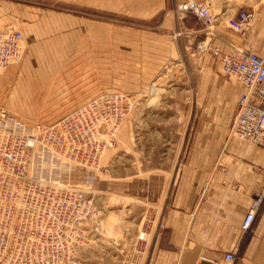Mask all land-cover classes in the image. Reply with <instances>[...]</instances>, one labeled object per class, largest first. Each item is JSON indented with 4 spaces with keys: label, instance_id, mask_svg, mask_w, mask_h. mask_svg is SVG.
I'll return each instance as SVG.
<instances>
[{
    "label": "rangeland",
    "instance_id": "374dc122",
    "mask_svg": "<svg viewBox=\"0 0 264 264\" xmlns=\"http://www.w3.org/2000/svg\"><path fill=\"white\" fill-rule=\"evenodd\" d=\"M186 1L0 0V31L24 36L22 58L0 70V106L52 123L103 92L133 98L99 168L75 172L101 208L79 264H146L160 222L156 179L173 174L187 143L234 137L236 79L204 45L259 51L264 0H194L209 7L210 25L178 10ZM241 9L253 13L243 33L227 25Z\"/></svg>",
    "mask_w": 264,
    "mask_h": 264
},
{
    "label": "built area",
    "instance_id": "2783aa9c",
    "mask_svg": "<svg viewBox=\"0 0 264 264\" xmlns=\"http://www.w3.org/2000/svg\"><path fill=\"white\" fill-rule=\"evenodd\" d=\"M177 8L193 12L205 25L214 21L206 4L188 0ZM252 17L241 9L227 25L243 33ZM204 46L218 58L221 71L242 85L231 135L264 150V51L233 46L222 53L210 41ZM23 53L22 32L1 30L0 70ZM132 108L130 94L119 91L98 94L52 123H26L0 106V264L80 263L82 251L99 234L101 208L94 189L76 180L75 172L99 168ZM263 195L264 186L241 222L243 231ZM236 257L225 252L222 264H233Z\"/></svg>",
    "mask_w": 264,
    "mask_h": 264
},
{
    "label": "crops",
    "instance_id": "0c3cea01",
    "mask_svg": "<svg viewBox=\"0 0 264 264\" xmlns=\"http://www.w3.org/2000/svg\"><path fill=\"white\" fill-rule=\"evenodd\" d=\"M216 47L227 53L233 46ZM259 49L263 52L264 46ZM235 79L234 117L242 87ZM263 186L264 150L258 145L230 136L187 143L173 174L157 178L149 190L157 198L160 222L146 264H196L204 259L222 264L228 251L237 256L233 264H264V195L250 228H240Z\"/></svg>",
    "mask_w": 264,
    "mask_h": 264
}]
</instances>
